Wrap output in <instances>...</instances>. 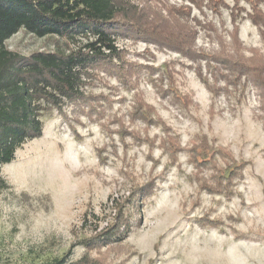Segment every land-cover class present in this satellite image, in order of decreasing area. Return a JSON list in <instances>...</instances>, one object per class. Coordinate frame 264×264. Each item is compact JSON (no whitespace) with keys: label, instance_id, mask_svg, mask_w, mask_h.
<instances>
[{"label":"rangeland","instance_id":"obj_1","mask_svg":"<svg viewBox=\"0 0 264 264\" xmlns=\"http://www.w3.org/2000/svg\"><path fill=\"white\" fill-rule=\"evenodd\" d=\"M224 1L228 8L222 7L218 17L208 11L209 17L222 19L230 29L233 10L244 53L264 55L258 28L246 16L248 2ZM259 7L264 11V3ZM191 14L201 16L195 8ZM54 39L21 29L5 45L29 55L55 50L57 44L76 47L86 38ZM115 43L122 60L94 70L82 87L84 100L65 99L61 111L43 113L42 134L25 141L13 160L0 166L8 184L0 190V264L62 258L64 264H264V95L244 79L230 92L216 94L199 79L197 66L178 53L136 37L119 35ZM196 43L206 51L216 47L201 32ZM166 62L171 83L157 77ZM200 66L211 82L206 64ZM169 84L187 98L161 97L158 85ZM135 95L155 108L182 146L194 148L195 137L204 134L208 143L226 147L235 164L243 163L240 171L225 170L235 175L231 195L198 192L187 150L177 152L175 164L168 163L169 155L156 146L163 125L147 127L135 119ZM123 126L156 134V145L149 152V144L124 135ZM220 156L215 150L218 163ZM118 205L124 207L121 221L128 231L121 240L105 241L101 233L115 222ZM207 212L222 223L200 224L196 218Z\"/></svg>","mask_w":264,"mask_h":264},{"label":"trees","instance_id":"obj_2","mask_svg":"<svg viewBox=\"0 0 264 264\" xmlns=\"http://www.w3.org/2000/svg\"><path fill=\"white\" fill-rule=\"evenodd\" d=\"M181 1L173 4L149 0L134 4L130 0H0V166L11 162L16 149L25 141L42 134L43 113L52 109L61 111L65 99L70 102L84 100L82 87L92 79L94 70L122 60L121 49L115 43L119 35L141 38L159 50L173 51L188 59L197 66L199 79L211 92H230L244 79L264 95V55L256 50L251 56L244 53L233 10L230 13L232 27L228 29L222 19L216 22L208 14L210 11L213 16H220L221 8H228L224 0ZM246 2L251 8L246 16L258 28L264 46V11L259 7L264 0ZM193 8L198 10L200 17L191 14ZM21 29L37 37L50 36L77 42L76 36L81 34L86 39L76 47L68 45L65 49L57 44L55 50H36L29 55H20L9 50L5 42ZM199 32L216 47L208 51L199 47L196 43ZM202 62L206 64L211 82L201 72ZM163 66L165 71L159 70L157 77L171 83L172 70L167 69V62ZM147 68L151 69V74L154 73L152 66ZM158 86L161 97H171L175 101L187 98L171 84L169 88ZM135 96L131 106L135 111L136 118H133L147 127L161 123L164 136L156 145V134L153 137L148 133L141 135L123 126L124 135L147 142L149 152L155 145L162 147L169 155V164L176 163L177 152L187 150L195 167L192 178L197 183L198 192L204 190L210 194L231 195L235 175L225 170L233 168L240 171L243 163L235 164L226 147L208 143L204 134L195 137L194 148L182 146L179 135L164 125L155 108ZM215 150L221 155L222 163L213 157ZM150 160L153 166L157 163L151 156ZM7 187L0 169V190ZM113 201L116 203L118 199ZM193 204L198 206V197ZM209 213L196 220L211 227L222 223L220 218L210 217ZM123 217L124 207L118 205L115 222L107 224L101 233L103 235L104 232L102 238L105 241L121 240L128 231L121 221ZM120 227L124 230L121 231ZM236 236L244 234L236 232ZM64 261V258L53 259L42 264H64Z\"/></svg>","mask_w":264,"mask_h":264}]
</instances>
